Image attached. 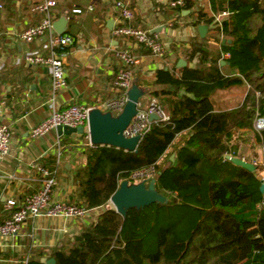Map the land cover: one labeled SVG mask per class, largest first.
<instances>
[{"label": "trees", "instance_id": "1", "mask_svg": "<svg viewBox=\"0 0 264 264\" xmlns=\"http://www.w3.org/2000/svg\"><path fill=\"white\" fill-rule=\"evenodd\" d=\"M58 1L63 7L75 4L87 11L79 0ZM183 1L184 8L176 11L191 19L185 25L212 24L213 16L196 10L197 0ZM210 3L213 15L223 11L229 15L213 36L193 37L181 49L187 65L194 58L197 63L177 68L175 62L155 71L152 96L169 121L152 125L136 153L108 146L86 150L84 166L74 171L75 196L86 210L103 207V211L50 251L54 264H264L260 182L254 173L223 160L227 146L222 141L233 128L250 129L256 111L263 114L256 94L264 95V0ZM184 11L189 14L183 16ZM133 22L130 25L137 27ZM238 91L244 96L235 97ZM179 136L181 142L175 145ZM258 140L264 147V130ZM170 147L173 151L166 153ZM172 153L175 158L170 161ZM150 168L165 203L193 200L205 207L197 208L198 221L186 239L171 228H159L156 251L145 254L135 233L139 211L130 209L122 217L108 201L120 182L134 184L131 176ZM33 257L41 256L35 252ZM26 264L46 263L30 259Z\"/></svg>", "mask_w": 264, "mask_h": 264}, {"label": "crops", "instance_id": "2", "mask_svg": "<svg viewBox=\"0 0 264 264\" xmlns=\"http://www.w3.org/2000/svg\"><path fill=\"white\" fill-rule=\"evenodd\" d=\"M43 1L0 0V96L5 102L2 122L8 126L10 133L9 151L0 164V223L8 216L5 202L9 197L18 199L40 190L42 182L36 172L39 166L56 170L57 186L51 195L52 200L75 202L82 206L75 196L74 171L85 163L88 149L85 147L88 143L85 133L82 134L84 137L75 134L58 136L54 130L39 139L32 140L29 137L30 129L51 113L46 104L51 82L44 69L26 66L21 58L27 51H42L48 35L28 45L21 43L18 36L42 18L41 14L32 12V8ZM55 1L58 8L51 10L53 22L64 20L62 34L76 40L73 46L65 50L67 86L56 94V105L58 108L69 105L99 106L115 97L112 80L117 66L113 49L121 48L122 41L112 39L111 30L107 27L110 21L113 25L118 21L115 0H79L87 9L79 14L72 13L73 9H79L75 4L63 7V2ZM126 2L134 12V25L154 32L167 48L162 59L153 57L138 46L133 50L140 61L132 68V84L144 91L139 104L145 107L149 97L155 98L152 96L155 71L183 60L181 49L187 48L188 41L199 36V33L197 27L185 25L191 21L190 18H181L168 7L170 0ZM89 6L93 8L92 11H88ZM195 8L214 16L210 0H197ZM184 12L183 16L189 14L188 11ZM214 29L212 24L208 26L206 37L213 36L216 33ZM210 43L218 45L212 38ZM196 63L197 59L194 58L188 65L185 62V66L191 68ZM239 96L243 97L244 93L236 92L235 97ZM250 133V129L233 128L222 141L227 150L235 152L234 157L244 158L248 162L260 160L262 153L258 154L259 150L253 160L240 154V146L245 140L249 141ZM181 136L175 139V145L181 142ZM172 151L170 147L166 153ZM174 158L175 153H172L169 159L173 161ZM102 211L103 207L89 211L87 218L78 221L46 217L28 220L18 236L0 241V264H26L30 259L46 263L50 260L51 250L60 247L65 238L77 235L81 228L94 222ZM35 252L40 253L41 257H33Z\"/></svg>", "mask_w": 264, "mask_h": 264}, {"label": "built area", "instance_id": "3", "mask_svg": "<svg viewBox=\"0 0 264 264\" xmlns=\"http://www.w3.org/2000/svg\"><path fill=\"white\" fill-rule=\"evenodd\" d=\"M55 0H44L33 6L32 12L42 15V18L35 25H31L24 29L18 36L23 44H32L35 41L48 35L47 42L42 51H27L23 54L21 62L26 66L38 67L44 69L51 82V92L46 101L51 113L49 116L32 127L29 131V137L32 140L39 139L56 130L57 127L78 128L82 127L86 135L88 143L87 148L95 147L89 141L88 136V114L97 108L102 112H110L112 115L119 114L127 102V92L132 86V68L139 64V58L134 54L135 47H141L149 52L153 57L162 59L165 57L166 45L157 38L152 32L140 27L130 25L134 19V12L126 7L121 0H115L114 8L118 12V21L113 25L110 34L111 38L122 41L121 48H114L113 52L116 58V71L113 74L112 92L114 98L101 103L96 107H84L80 105H69L64 108H58L56 105V94L64 90L66 84L65 69V50L76 43L75 38L58 34L53 29V20L51 10L56 8ZM168 7L176 11L178 8H184L183 0H170ZM92 7H88V11H92ZM80 9H73L72 13L79 14ZM180 16V11H176ZM228 12L223 11L213 16L212 25L220 28L223 18L228 16ZM124 22H127L125 24ZM229 58V54H222V59ZM261 99L263 114L256 111L255 118L250 130L258 136L264 130V95L256 94ZM137 113L130 121L127 128L123 131L125 138L139 137V141L148 133L152 125L169 121V117L163 112L158 101L149 97L145 107L137 104ZM5 113V102L0 96V164L6 157L10 145L9 128L2 122ZM154 115L157 120L150 121L149 116ZM261 145V144H260ZM262 146V145H261ZM230 156L235 158L231 150L223 155V160ZM59 157V154H58ZM238 158V157H236ZM245 160L244 158H240ZM246 161V160H245ZM58 162V161H57ZM248 162V161H247ZM254 167L253 172L260 184H264V147L262 146V157L260 160L250 161ZM36 172L41 178L42 186L39 191L23 195L16 199L9 197L5 202V211L8 216L0 223V241L12 240L18 236L28 220H34L40 217L59 218L69 221H78L87 218L90 212L75 202H61L52 200V193L57 186L56 170L54 168L37 167ZM133 179L151 180L154 178L152 168L131 176ZM259 208L264 209V200L259 204Z\"/></svg>", "mask_w": 264, "mask_h": 264}, {"label": "water", "instance_id": "4", "mask_svg": "<svg viewBox=\"0 0 264 264\" xmlns=\"http://www.w3.org/2000/svg\"><path fill=\"white\" fill-rule=\"evenodd\" d=\"M186 12H183V15ZM65 25L64 20H60L53 24V29L56 33L62 34L64 32L63 27ZM112 21L107 24V27L112 29ZM197 30L200 38H204L207 33V27L204 25L197 26ZM154 33V32H152ZM224 64V62H222ZM185 66L183 60H178L177 68ZM183 93V92H182ZM144 95V91L136 84H132L131 88L127 92V102L122 111L117 115H112L110 112H102L101 110L94 108L88 114V136L89 141L93 146H108L116 149L123 150L125 152H137V146L139 144V137L125 138L123 131L127 128L132 118L137 113V104L139 99ZM191 97L190 95H188ZM149 120H157L154 115L149 116ZM56 132L58 136H70V135H82L84 129L57 127ZM230 163L237 167H241L253 173L255 167L240 158L226 157ZM259 193L264 197V184H260ZM110 204L113 206L114 211L122 217L126 216V213L130 209L139 211L142 208L148 207L152 204L165 203V198L157 192L155 189V179L149 181L142 180L138 184H129L128 181L120 182L118 189L109 199ZM46 264H54V260L50 259Z\"/></svg>", "mask_w": 264, "mask_h": 264}, {"label": "rangeland", "instance_id": "5", "mask_svg": "<svg viewBox=\"0 0 264 264\" xmlns=\"http://www.w3.org/2000/svg\"><path fill=\"white\" fill-rule=\"evenodd\" d=\"M186 31L189 32V30ZM250 136L249 141L245 140L244 144L240 146V154L246 159L253 160L257 157L258 150V154L259 152L260 154L262 153V146L259 143L257 134L250 133ZM141 181L140 179H134V184H138ZM163 194L170 201L171 196L167 192H163ZM108 206L113 209L110 202ZM201 207L205 206H200L194 203L193 200H187L185 204L155 203L140 209L139 225L135 233L138 238L142 239L143 252L151 254L156 251L157 230L159 228H171L181 239H186L198 221L199 211L197 208Z\"/></svg>", "mask_w": 264, "mask_h": 264}]
</instances>
